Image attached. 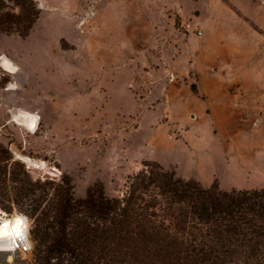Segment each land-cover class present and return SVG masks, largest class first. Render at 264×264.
<instances>
[{"label": "rangeland", "instance_id": "374dc122", "mask_svg": "<svg viewBox=\"0 0 264 264\" xmlns=\"http://www.w3.org/2000/svg\"><path fill=\"white\" fill-rule=\"evenodd\" d=\"M36 1L26 37L0 33V142L54 183L0 203L27 218L32 245L0 241V263L40 264L31 230L66 176L76 199L93 183L121 195L144 160L204 186L264 188V0ZM197 81L206 105L189 97Z\"/></svg>", "mask_w": 264, "mask_h": 264}, {"label": "trees", "instance_id": "16d2710c", "mask_svg": "<svg viewBox=\"0 0 264 264\" xmlns=\"http://www.w3.org/2000/svg\"><path fill=\"white\" fill-rule=\"evenodd\" d=\"M39 15L36 0H0V33L26 37ZM142 165L112 197L93 183L76 199L63 177L48 199L56 209L41 210L31 230L40 264H264V188L204 186ZM53 183L33 181L0 142V203L19 204L39 184L48 195Z\"/></svg>", "mask_w": 264, "mask_h": 264}, {"label": "built area", "instance_id": "2783aa9c", "mask_svg": "<svg viewBox=\"0 0 264 264\" xmlns=\"http://www.w3.org/2000/svg\"><path fill=\"white\" fill-rule=\"evenodd\" d=\"M185 29L188 33H193L194 35H201L202 28L199 27L198 24H193L192 22H188L185 25ZM173 75H171L170 79H173ZM29 226L27 225V234H19L16 235L11 241H10V247L12 251H17L19 253L25 254L31 251L32 245L31 240L29 236Z\"/></svg>", "mask_w": 264, "mask_h": 264}, {"label": "bare ground", "instance_id": "6f19581e", "mask_svg": "<svg viewBox=\"0 0 264 264\" xmlns=\"http://www.w3.org/2000/svg\"><path fill=\"white\" fill-rule=\"evenodd\" d=\"M17 77H15V78H17ZM14 116L15 117H24L25 115H22V114H19L16 112L14 114ZM17 221H20V225H19L20 234H25V233L27 234V218H25L22 214H19L17 212H14V213L9 215V214H6L5 212L0 211V223H8V224L13 225V229L8 230L7 234L0 235V241L6 242L9 244L10 241L14 237H16L17 234L15 231V226H16ZM9 246H10V244H9Z\"/></svg>", "mask_w": 264, "mask_h": 264}, {"label": "crops", "instance_id": "0c3cea01", "mask_svg": "<svg viewBox=\"0 0 264 264\" xmlns=\"http://www.w3.org/2000/svg\"><path fill=\"white\" fill-rule=\"evenodd\" d=\"M196 84V87L195 88H193V87H191V85H192V83H190L189 85H190V87H191V89H190V94H189V97H203V94L201 93V91H200V89H199V85H198V81H197V83H195ZM206 98H201V101H202V103L204 104V105H206ZM187 106H190L191 107V105L189 104V103H187ZM206 111V114L207 115H210V112H208V110H205ZM191 115H192V113H190Z\"/></svg>", "mask_w": 264, "mask_h": 264}, {"label": "snow or ice", "instance_id": "6c2138e0", "mask_svg": "<svg viewBox=\"0 0 264 264\" xmlns=\"http://www.w3.org/2000/svg\"><path fill=\"white\" fill-rule=\"evenodd\" d=\"M20 221L16 222V226H15V231L16 234L19 235L20 234ZM13 229V225L12 224H8V223H0V235H5L7 234V231Z\"/></svg>", "mask_w": 264, "mask_h": 264}, {"label": "water", "instance_id": "95a60500", "mask_svg": "<svg viewBox=\"0 0 264 264\" xmlns=\"http://www.w3.org/2000/svg\"><path fill=\"white\" fill-rule=\"evenodd\" d=\"M191 87L195 88L196 87V84L195 83H192Z\"/></svg>", "mask_w": 264, "mask_h": 264}]
</instances>
